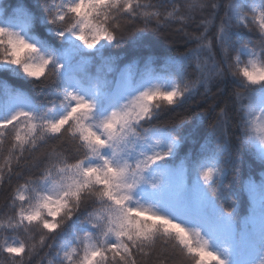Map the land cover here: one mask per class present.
Masks as SVG:
<instances>
[{"label":"snow or ice","instance_id":"1","mask_svg":"<svg viewBox=\"0 0 264 264\" xmlns=\"http://www.w3.org/2000/svg\"><path fill=\"white\" fill-rule=\"evenodd\" d=\"M0 157V264H264V0H0Z\"/></svg>","mask_w":264,"mask_h":264},{"label":"trees","instance_id":"2","mask_svg":"<svg viewBox=\"0 0 264 264\" xmlns=\"http://www.w3.org/2000/svg\"><path fill=\"white\" fill-rule=\"evenodd\" d=\"M35 34H36L37 36H40L39 33H35ZM40 38H43V36H41ZM159 42H160L161 44H164V41H163L162 39H161ZM164 46L166 47L167 45L164 44ZM127 48H128V45H124L123 48H121V49H117L116 51H117V52H119V51H125V50H127ZM35 95H36L37 97H39V96H40V93H39L38 91H36V92H35ZM2 162H3V159H2V157H0V163H2ZM3 203H4V198H3L2 195H0V206H2Z\"/></svg>","mask_w":264,"mask_h":264}]
</instances>
